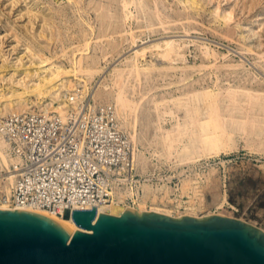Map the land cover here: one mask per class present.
Segmentation results:
<instances>
[{"label": "rangeland", "instance_id": "1", "mask_svg": "<svg viewBox=\"0 0 264 264\" xmlns=\"http://www.w3.org/2000/svg\"><path fill=\"white\" fill-rule=\"evenodd\" d=\"M189 1L0 0V114L59 107L61 94L90 96L101 80L97 102L116 111L120 94L140 159L135 182L113 187L115 202L264 230V0ZM208 93L198 105L220 127L211 151L202 126L184 131L194 105L182 107Z\"/></svg>", "mask_w": 264, "mask_h": 264}, {"label": "water", "instance_id": "2", "mask_svg": "<svg viewBox=\"0 0 264 264\" xmlns=\"http://www.w3.org/2000/svg\"><path fill=\"white\" fill-rule=\"evenodd\" d=\"M110 213L66 211L70 233L37 212L0 209V264H264V230L239 218L111 203Z\"/></svg>", "mask_w": 264, "mask_h": 264}, {"label": "built area", "instance_id": "3", "mask_svg": "<svg viewBox=\"0 0 264 264\" xmlns=\"http://www.w3.org/2000/svg\"><path fill=\"white\" fill-rule=\"evenodd\" d=\"M78 96H68L63 118L45 110L0 116V138L18 159L0 170V205L59 215L97 210L112 187L134 178L132 144L113 107Z\"/></svg>", "mask_w": 264, "mask_h": 264}, {"label": "bare ground", "instance_id": "4", "mask_svg": "<svg viewBox=\"0 0 264 264\" xmlns=\"http://www.w3.org/2000/svg\"><path fill=\"white\" fill-rule=\"evenodd\" d=\"M188 3L190 2L189 0H186ZM138 4V3H137ZM191 4H192V6H196V2L195 1H192L191 2ZM141 5V4H140ZM167 45H169V44H167ZM173 49V48H172ZM175 50V49H174ZM138 53V52H137ZM136 59V58H135ZM135 64V63H134ZM136 66V65H135ZM134 65L132 66V71H131V73L130 74H135V75H137V76H141V71L138 69V68H136ZM138 66V65H137ZM131 67V66H130ZM97 71L98 70H95V69H88L87 71H84V74L87 76V77H90V78H92L96 73H97ZM82 72V71H81ZM83 73V72H82ZM120 77H122V78H124L125 79V73L124 72H122V73H120V74H118ZM59 77V76H58ZM58 77H56V79L58 78ZM102 84H103V81H99L98 83H97V85L93 88V90L91 91L92 93L90 94V96L89 97H91V99L93 100V102H94V104L95 105H97L98 104V102H97V99H101L102 100V93H101V91H99V89L101 88V86H102ZM83 85H84V88L86 89V90H89V85H88V80H84L83 81ZM103 87H105L107 90L109 89V87H110V85H104ZM44 85H42V84H39V85H37L35 88H34V90H33V92L35 93V94H37L38 96H41L42 97V95H43V93H44ZM70 94L68 93V91H67V93H64V94H61L60 96H59V98H61L62 99V105H60L59 107H52L51 109L48 107V105L46 106V107H48V108H41V107H39V111H42V110H45V111H51V112H56L57 114H59L60 115V112H62V110L64 109V112H66L65 110H66V108H67V102H66V100L68 99V96H69ZM81 95V94H80ZM213 95V94H212ZM215 95V94H214ZM108 96H111V95H108ZM192 97V96H191ZM195 97V96H194ZM206 97L207 98H212L211 97V93H208V94H206L205 96H202V95H198L197 97H195V98H193L192 100H191V102H186V103H184V105L182 106V107H187L188 106V104L190 105V104H193L194 105V108H193V111L191 112L190 110L188 111V113H187V117H188V119H189V122L190 123H188V126H186L185 128L186 129H184V131L186 130H189L190 131V129H189V127H190V125H191V127H192V125L193 126H198V125H200V126H202L201 127V129H200V134H199V138L201 139V141L203 142V143H205V144H207L208 145V148H209V150L210 149H212V148H217V143H219V142H217L218 140L217 139H215L214 137L216 136V134L217 133H219V129H220V127H219V124H217L216 123V116H215V114H207L206 116L204 115V117L203 118H201L202 116H201V114H200V107H199V105L198 104H200V102L201 101H204L203 99H206ZM234 99V98H233ZM109 100H111V98H109L108 99V101ZM210 101V100H209ZM110 102V101H109ZM121 102H122V99L120 98V94H118V98L116 99V103H115V106H114V108L116 109V111H115V114H116V117H117V119H118V121H119V124H120V127L123 129V130H125L126 132H127V134H128V137H129V140H130V142H131V144H132V148H133V151H132V158H133V168L136 170V168H137V164H139L140 163V159H139V157H137V155H136V152H135V150H136V144H137V140H136V137L134 136V134L130 131V128H129V126H128V124H127V121L125 120V118L124 117H122V115H121V113H123L124 114V111H121L120 110V104H121ZM214 105V104H213ZM50 107H51V105H49ZM212 106V105H211ZM209 107L210 108V110L208 109V111H213L212 110V107ZM25 112H34V110H33V107H27V108H25V107H21V108H15V107H13V108H5V110L4 111H2L1 112V114H0V116H3V115H6V114H10V113H25ZM126 112V111H125ZM67 113V112H66ZM166 113V112H165ZM171 113L173 114V112L171 111ZM171 114V115H172ZM169 115H170V112H169ZM174 115V114H173ZM61 117L63 118L64 117V115H62L61 114ZM186 117V118H187ZM200 118H201V120H206L205 122H203V124H204V126L202 125V123H200ZM191 120V121H190ZM221 123V122H220ZM190 127V128H191ZM199 127V126H198ZM212 129V131H210L211 129ZM196 129H197V127H196ZM210 129V130H209ZM198 130V129H197ZM196 130V131H197ZM195 131V130H194ZM189 133V132H188ZM183 135V134H182ZM181 136V135H180ZM197 136V135H196ZM218 136V135H217ZM183 137V136H182ZM198 138V139H199ZM195 140V139H194ZM7 143H6V141L3 139V138H0V170H5V171H7V169H9V167H10V165L12 164V163H15L18 159L17 158H14V157H11V156H9V154H8V152H7V145H6ZM135 148V149H134ZM211 151V150H210ZM142 166V165H141ZM8 179H9V181H11L12 180V176H11V173H8ZM127 179H129L128 181L129 182H133L132 181V179L131 178H127ZM127 180H125V181H123L124 183L125 182H128ZM127 185V184H126ZM6 186H8L7 184H6ZM115 186H119V185H115ZM114 186V187H115ZM116 188H114L113 189V187H112V190H111V195H112V198L110 199V202L108 203V204H105V205H100V206H97V214H99V213H105V214H112V213H110V203L112 204V205H117V206H123V207H126V208H131V209H134V210H137V211H141L140 210V208H137V207H131V206H127V205H123V204H121V203H119V202H115L114 201V194H116V190H115ZM134 191V190H133ZM133 191L130 189V190H128L127 191V194H128V196L129 197H133L134 196V193H133ZM126 193V192H125ZM218 194V193H217ZM215 197L216 198H218L219 196H217V195H215ZM191 206V205H190ZM193 206V205H192ZM197 207V206H196ZM0 209H8L7 207H6V205H0ZM28 210H30V211H34V212H37V213H39V214H42V215H44V216H46V217H49V218H51V219H53V220H55L56 222H58V223H60L64 228H66L70 233H73V231L75 230V228H76V225H75V223L72 221V219L71 218H66V217H64V214H65V212L66 211H63V212H60L61 214L59 215V214H51V213H49V212H47V211H44V210H34V209H28ZM112 215H115V214H112ZM167 215H170V216H172L171 214H167ZM186 215H189V216H194V217H196V218H200V216H197V215H195V214H186Z\"/></svg>", "mask_w": 264, "mask_h": 264}]
</instances>
